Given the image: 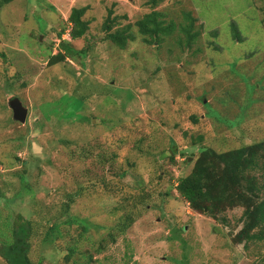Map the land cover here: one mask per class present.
I'll list each match as a JSON object with an SVG mask.
<instances>
[{
    "label": "rangeland",
    "instance_id": "374dc122",
    "mask_svg": "<svg viewBox=\"0 0 264 264\" xmlns=\"http://www.w3.org/2000/svg\"><path fill=\"white\" fill-rule=\"evenodd\" d=\"M80 6L89 30L72 39L68 18ZM157 9L178 27L185 12L197 19L191 48L179 46V28L161 44L138 35L124 49L103 38L110 10L120 26L134 24L151 11L146 0H14L0 8V229L18 215L35 229L75 215L92 225L80 247L92 252L91 264H262L264 240L233 241L243 207L214 218L194 211L176 186L202 148L264 140V0H165ZM62 40L89 50L50 65ZM63 94L79 106L68 119L46 111ZM48 95L50 106L42 103ZM14 96L29 109L25 123L13 119ZM62 138L72 147L58 145ZM25 169L32 190L23 193ZM122 205L134 223L93 251ZM70 225L57 240L64 248L79 231ZM33 240V260L63 263L52 245Z\"/></svg>",
    "mask_w": 264,
    "mask_h": 264
},
{
    "label": "trees",
    "instance_id": "16d2710c",
    "mask_svg": "<svg viewBox=\"0 0 264 264\" xmlns=\"http://www.w3.org/2000/svg\"><path fill=\"white\" fill-rule=\"evenodd\" d=\"M12 1L14 0H0V8ZM164 1L146 0L151 11L145 13L134 24L128 23L125 26L119 25L118 17L113 16V10H110L103 23V31L105 32L103 38L109 39L116 46L124 49L129 42L135 41L138 35L147 44H152L154 41L161 44L166 37H174L179 28V35H185L184 39L181 36L178 38L179 46L191 48L192 43L197 40L200 34V31L195 29L197 19L190 12H185L184 21L180 22L178 27L174 20L167 19L166 15L157 9ZM87 9V6L72 8L68 18L72 24L69 31L72 39H79L87 34L90 25L89 20L84 19ZM236 33L237 37H240L237 31ZM62 46L64 50H60L51 56L50 65L57 64L68 56L86 55L89 50V46L78 50L66 40H62ZM60 88L61 93H66L64 87L61 86ZM48 97L49 95L42 100L43 105H51V100ZM67 98L63 94V98L55 101L56 106L53 109L47 107L46 111L49 110L50 113L63 110L62 117H59L62 119L74 116L76 107L79 108V106L70 105L68 101L66 102ZM73 144L74 142L67 138H62L61 142H58V145H63L66 148L67 146L72 147ZM80 149L83 153L90 152V148L81 146ZM110 162L113 163L112 160ZM28 178L29 174L25 169L21 173L22 184L26 183ZM103 181L105 186L108 185L105 180ZM79 188L80 190L85 189L83 186ZM176 189L194 211L208 214L214 218L229 209L243 207V225L234 235L233 241L247 247L250 242L264 240V140L224 151L211 147L202 148L192 171L179 178ZM22 190L25 193L31 192L32 189L27 182L22 185ZM20 194L22 195L21 192H17V195ZM76 195L78 193H74L71 199L75 198ZM2 197L4 198L3 194ZM70 205V201L64 204L63 214L69 211ZM122 209L125 212L120 220L114 225L108 226L107 233L104 232L99 235L100 238L93 244V249L95 248L93 251L102 252L106 250L110 243H115L118 237L123 235L134 223L135 218L132 210L127 209L124 205H122ZM17 219L12 224L5 222V229H0V236L3 241L0 244V264H43V258L35 261L30 255L33 239L37 236L42 241L41 245L46 247L52 245L49 248L50 250L53 249L54 255H59V258L62 256L63 263L61 264H91L94 261L92 252L80 248L83 244V238L92 228L86 217L74 215L64 219L62 223L59 222L60 218L56 217L52 219V224L40 225L42 231L40 228L35 229L36 224L33 220H25L22 215H18ZM73 223H78L79 231L77 236L75 235L76 238L64 248L57 243V240L61 239L67 231L64 232L62 226H71L70 224ZM97 227L99 228V226ZM91 249L89 248V250ZM81 259L86 261L81 262ZM54 264H58V261Z\"/></svg>",
    "mask_w": 264,
    "mask_h": 264
},
{
    "label": "water",
    "instance_id": "95a60500",
    "mask_svg": "<svg viewBox=\"0 0 264 264\" xmlns=\"http://www.w3.org/2000/svg\"><path fill=\"white\" fill-rule=\"evenodd\" d=\"M9 107L13 111V119L15 121L25 123L28 118L29 109L23 104L22 100L14 96L9 100Z\"/></svg>",
    "mask_w": 264,
    "mask_h": 264
}]
</instances>
